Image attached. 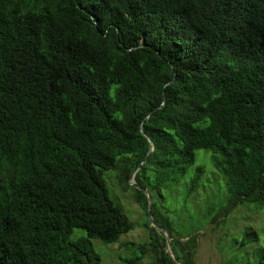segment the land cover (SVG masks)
Listing matches in <instances>:
<instances>
[{
    "label": "trees",
    "instance_id": "16d2710c",
    "mask_svg": "<svg viewBox=\"0 0 264 264\" xmlns=\"http://www.w3.org/2000/svg\"><path fill=\"white\" fill-rule=\"evenodd\" d=\"M202 150L225 203L180 234L160 188L191 168L188 197L204 187ZM108 171L126 189L138 171L180 264H198L206 225L264 211V0H0V264H102L92 240L135 229ZM146 228L155 264H176Z\"/></svg>",
    "mask_w": 264,
    "mask_h": 264
},
{
    "label": "rangeland",
    "instance_id": "374dc122",
    "mask_svg": "<svg viewBox=\"0 0 264 264\" xmlns=\"http://www.w3.org/2000/svg\"><path fill=\"white\" fill-rule=\"evenodd\" d=\"M212 157L211 152H197V166L205 169V186L196 194L188 197L189 181L193 178L195 168L188 170L186 179L179 185L160 188L159 200L170 211V218L175 221L174 230L180 234L195 230V224L198 225L200 217H205L207 207H211L210 216L214 217L225 203L226 182L222 175L212 169ZM117 174L115 171L104 174L107 189L113 203L120 208L135 229L122 236L116 244L106 245L94 239L93 247L102 264H155L156 255L151 250L149 231L146 228L148 222L154 227L151 219L153 216H150L149 209L146 213L136 202L135 188L130 183V187L124 188ZM146 178L148 180L149 176ZM133 183L137 186L135 178ZM154 198V201H157L155 195ZM253 207L254 205L238 207L221 226L206 225L205 229L201 230L200 247L196 255L198 264L258 263L264 255V211H255ZM78 236H86V232L76 229L72 239ZM243 242L248 244L241 248ZM142 247L146 249L143 250Z\"/></svg>",
    "mask_w": 264,
    "mask_h": 264
},
{
    "label": "water",
    "instance_id": "95a60500",
    "mask_svg": "<svg viewBox=\"0 0 264 264\" xmlns=\"http://www.w3.org/2000/svg\"><path fill=\"white\" fill-rule=\"evenodd\" d=\"M164 102H165V101H164ZM142 132H143V130H142ZM147 139L150 141V151H149V153H148V155H147L145 161L142 163L141 166H143V165L147 162V160H148L150 154H151V153L153 152V150H154V146H153V144H152L150 138L147 137ZM138 170H139V169H138ZM137 172H138V171H136V172L131 176V178H130V180H129V183H130L131 186L136 187L137 189H140V190H142V191L145 193V195L147 196L148 201H149V203H148V209H149V213H150V216H151V214H152V213H151V206H152V202H153V199H152L151 195H150L147 191L143 190L142 188L136 186V185L133 183V180H134V178H135ZM151 219H152V224H153V226H154L156 229H158L160 232H163V233L166 235L167 252L169 253L170 257L173 258V260L175 261L176 264H180V263H178V262L175 260L174 254H173V252L171 251V249H170V247H169V243H170L171 240H172V237H171L170 233L167 232L166 230H164L163 228L157 226V225L155 224L153 218H151Z\"/></svg>",
    "mask_w": 264,
    "mask_h": 264
}]
</instances>
